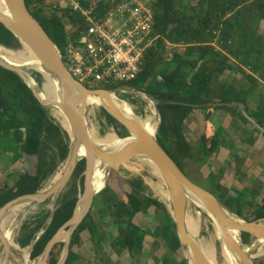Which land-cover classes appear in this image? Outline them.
I'll list each match as a JSON object with an SVG mask.
<instances>
[{
	"label": "trees",
	"instance_id": "obj_1",
	"mask_svg": "<svg viewBox=\"0 0 264 264\" xmlns=\"http://www.w3.org/2000/svg\"><path fill=\"white\" fill-rule=\"evenodd\" d=\"M26 4L63 53L67 45V32L62 17L43 16L46 0H26ZM154 10L156 24L153 35L160 36L161 39L148 51L144 72L127 85H110L100 89L114 90L126 86L150 94L160 101L176 102L177 104L159 105L162 121L157 138L181 170L195 178L190 173L191 164H196L202 170L214 159L220 148L225 131L215 123L218 113L226 111L231 114V128L242 143L246 142L247 128L264 138V135L245 119L239 107L231 106L237 103L244 104L250 116L264 127V93L260 91L264 85V76L260 75L264 62V0H159ZM167 42L178 47L168 51ZM0 45L10 50L23 49L20 40L2 23ZM170 66L173 68L169 69ZM230 72L241 74L243 80L224 81L223 77ZM33 76L42 87L43 76L40 73H34ZM258 93L259 101L254 99ZM130 98L128 94L122 96L123 100ZM214 104L220 105L205 108L206 105ZM197 109L208 111L207 127L205 133L194 144L188 140L184 129L191 113ZM103 112L108 124L115 128L120 138L130 136L123 125L105 110ZM148 119L152 123V116ZM118 126L121 129H118ZM0 142H6L8 147L14 149L15 164L25 157V160L37 161L33 172L19 167L10 173L9 178H5L9 181L15 176L17 182L14 185L7 181L0 183V208L21 196L41 191L44 184L67 160L71 144L69 133L56 123L27 84L17 74L2 67H0ZM256 142L255 137H249L246 143L254 147ZM246 161L247 159L235 155L236 171L240 177L238 189H241L233 204L229 202L230 190L221 184L224 176L222 168L218 174L211 173L203 181L206 184H203L206 186L204 188L233 214L245 221L253 222L264 218V204L255 210L254 204L251 203L246 212L243 210L247 196L253 189L243 186L246 185L243 181ZM86 167V160H82L67 186L68 190L58 199L50 226H47L50 212H43L32 223L26 222L23 225L18 239V244L22 248L30 247L40 232L45 230L31 253L32 260H38L48 242L74 216L79 197L84 192ZM113 173L116 177L113 176L115 178H112L108 187L99 196L102 200L100 203L102 217H109L117 230L115 240L111 243L112 249L120 255L127 252L134 262L148 264V261L142 260L146 241L151 232L136 224L135 219L140 214H146L150 219L156 220L164 214L172 220V215L166 204L148 194L149 189L144 180L136 178L123 181L117 172ZM108 178L107 168L101 164L97 165L96 190L104 188ZM96 213L97 210H92L75 232L66 264H79L81 256L74 249L80 244L83 233H89L95 245L101 244L98 238L100 225L103 223L101 217L95 218L93 214ZM29 214L30 211L27 215ZM237 219L242 222L240 218ZM193 230L198 236L196 224H193ZM163 232L172 233V239L168 242L169 249L174 253L182 251L176 224L165 227ZM242 238L244 244L252 243L253 237L250 234L243 233ZM63 250L64 244L55 246L49 264H58ZM180 264L188 263L183 259ZM254 264H264V257L254 260Z\"/></svg>",
	"mask_w": 264,
	"mask_h": 264
},
{
	"label": "water",
	"instance_id": "obj_2",
	"mask_svg": "<svg viewBox=\"0 0 264 264\" xmlns=\"http://www.w3.org/2000/svg\"><path fill=\"white\" fill-rule=\"evenodd\" d=\"M3 2L6 10L5 12H0V23L20 40L23 49L28 48L30 50L36 59L39 69L28 66H15L2 57H0V67L17 74L27 84L35 98L47 111L52 109V106L60 108L68 121L70 131L61 126L69 133L71 144L68 158L64 162L65 168L63 174L52 190L45 194L38 192L33 195L21 196L0 208V264H8L7 256L10 247L4 234L3 226L9 211L17 204L23 202L40 204L52 198L50 218L47 221V226H50L56 212V202L60 194L72 180L79 163L82 160H86L87 167L84 174V192L79 197V203L74 216L48 242L38 260H32L31 253L38 240L45 233V230L40 232L37 240L29 247L30 255L28 264H49L50 255L55 246L62 243L64 244V250L58 264H66L75 232L90 214L96 196L106 188L105 186L100 190H96L94 186V173L97 165L101 164L106 167L108 177H110L113 171L120 172L124 163L141 158L150 160L164 179L169 189L171 201L168 208L176 224L181 248L183 252H191L194 264L213 263L206 257L198 241L188 232L187 215L190 209V196H194L201 201L207 209V214L219 222L222 228V245L228 248L239 260L240 264H254L253 256L245 249L246 246L244 245L242 234L248 233L252 237L264 242V218L253 222H248L244 219L241 223L231 221L226 215V210L230 213L231 211L213 194L190 180L158 141L157 135L162 121L159 105L177 103L160 101L150 94L131 87L104 90L91 89L83 85L69 72L60 56L59 48L47 34L39 20L30 12L26 0H3ZM31 69L40 73L45 79L42 87L34 76L32 77L31 74L27 73ZM45 74H48L54 80L55 84H52V82L48 83L49 80ZM25 75H30V79L34 82V85L30 84ZM47 84H49V87H47L49 91L48 95L45 96L43 91ZM118 92L135 95L147 99L154 104L159 118L155 133L148 132L140 122L126 116L114 104L112 95ZM90 98L101 99L103 110L123 125L130 133V136L125 139L120 138L117 134L119 139L123 141L120 147L109 150L98 145L92 138L88 119L91 106L89 104ZM219 105H206L205 108L210 106L217 107ZM231 106L239 107L245 119L264 135V127L250 116L244 104L237 103L231 104ZM200 107L196 106V108ZM230 231L240 233L241 242H238ZM186 260L188 264H192L188 257H186Z\"/></svg>",
	"mask_w": 264,
	"mask_h": 264
},
{
	"label": "rangeland",
	"instance_id": "obj_3",
	"mask_svg": "<svg viewBox=\"0 0 264 264\" xmlns=\"http://www.w3.org/2000/svg\"><path fill=\"white\" fill-rule=\"evenodd\" d=\"M0 11L3 12V10H1V9H0ZM10 51L18 53V52H23L24 49L10 50ZM262 65L263 66L261 67L260 75L263 77L264 76V62ZM171 67L172 66H170L169 69H171ZM28 73L31 74L33 77L34 73H38V72L31 69V70H28ZM237 77L239 79H242V75H239L237 73L235 75H233L231 73H227L223 77V80L229 81V80H231V79L233 80ZM43 81L45 83L44 78H43ZM263 86L264 85H262L260 88V91L262 94L264 93ZM89 87H91V86H89ZM115 95L120 101H125V102L129 103L132 106L137 117L142 118V119H146V118L148 119L149 116L154 115L152 112V103L149 100L137 97L135 95H130L131 98L128 100H123L122 96H125V93H122V92H118ZM258 95H259V93L257 94V96L254 97V99L259 101L260 97ZM134 101H135V103H134ZM101 104H102V102H101ZM48 112H49L50 116L56 120V123L62 125L61 121L55 116L52 109H49ZM88 119H89L90 131L94 137L105 138L110 133H115L117 135L115 128L108 124L106 117L104 115L102 106L91 105L90 109H89ZM195 119L198 121V124L201 123V117H200V120L197 117ZM148 121L152 125V123L150 122L149 119H148ZM155 121L157 123H159V118H155ZM118 129H121V127L118 126ZM201 132H202L201 126L198 130L197 129L196 130L190 129L188 124L185 127L186 136L194 144H196L198 142V140L200 139ZM95 133H97V134H95ZM255 133H257V132H255ZM257 134H259V133H257ZM1 148H4V149H1ZM0 150L5 151V153L3 155L0 154V183L3 181H7L10 185H14L17 182V178L15 176H12L9 181L5 180V178L10 176L11 171L13 172V170H11L12 168H15V167L19 168L20 167V168H23L24 170H27L30 172L34 171V169L37 165V161L35 159L25 160V158H26L25 157L19 164H15L13 161L14 157L11 156L12 154H14V149H12L11 147H8V144L6 142H0ZM249 151H250V149H248L247 154L250 153ZM244 153H245V150H244ZM258 155H259V157L256 155V157L254 159L252 158L249 161L248 167H247V168L250 167V169L252 170L251 173H253V174H251V173L250 174H251V177H254V178L251 180V183H254V185H251V187L254 186L255 188H253L254 189L253 192H252L253 189L249 192L247 199H246V201H247L246 206L243 204L244 205L243 206L244 212H246L249 204H251V203L254 204L255 210H258L257 207L264 204V163L261 164V159H264L263 158L264 155H263V153H260ZM258 158H260V160H257ZM143 160H145V159L141 158V159L134 160L132 162L124 163L120 172H117V175L120 178H122L123 181L141 178L142 180H144L145 185L149 189L148 194H151L153 196V198H156L159 201H161L162 203L166 204V206L168 208L171 204L170 197L167 201H165L161 198L159 193L155 190L152 181L155 183L157 182V184H158L161 182V180L155 174H153L154 170H153L152 166ZM140 161H141V164H140ZM228 166L232 167L231 162H230V164H228ZM64 168H65V164L63 163L60 165L56 174L54 176H52L44 184L43 189L39 192L41 193L43 190L48 188L50 186L52 180H54V178L57 177L59 174L62 175ZM250 169H249V171H250ZM7 170H9V171H7ZM258 170H262V172H258ZM192 171H194L195 173L193 174ZM209 171H210V173L213 171L219 172V168L217 166H216V169L214 167L210 168L209 166H206L201 170V168H199L196 164L192 163L191 167H190V173L193 176H195V178H193L192 176H190L188 174L187 175H188L189 179L192 180L195 184H197L198 186L203 187V189L207 190L206 188H204V187H206L204 185L206 183L203 181L206 180V179H204V176H207V177L209 176ZM259 175H260V178H259ZM113 176L116 177V175L112 172L110 174V177L108 178L106 188L108 187V183L111 182L112 178H115ZM225 184L231 185L232 179H229ZM165 188L169 192L168 187L166 186ZM255 189L257 191H255ZM67 190H68V187H66L61 194L65 193ZM244 190L247 191V189H244ZM61 194H60V196H61ZM238 195H239V191L235 190V188H232L231 194L229 196V202H231V203L234 202ZM99 196H100V193L95 198V202L93 204L94 209L92 208V210L98 211V213L93 214L96 219H98L99 217H101V219H102L103 224L100 225L101 231H100V236L98 238L99 240H101L100 241L101 244H99V246L95 245L94 241L90 238L89 233H83L81 235L80 244L78 246H76L74 249L81 256L79 264H139L138 261L134 262V260L131 258V256L127 252L120 255L112 249L111 243L115 240V237L117 235V230H116V226L113 224V221L109 217H105V218L102 217L101 207H100V205H101L100 203L102 200L100 199ZM57 202H58V200H57ZM57 202H56V205H57ZM50 207H51V201L47 200L39 206V209L34 214H29V215H26V216L21 218V221H20V224L18 227L17 237H16L17 243H18V239H19L23 225L26 222L32 223L43 212H50ZM92 210H91V212H92ZM192 211L193 210L191 208L188 210L187 218H189V216L194 215ZM233 215H235L238 218H240L241 220H243L238 215H236V214H233ZM251 215L252 214H250L249 216L252 218ZM202 220L203 221L201 222V224H202L201 226L203 228V239H204V241H207L208 243L216 246L218 262H219V264H224V246L222 245V241H221L222 231H220L219 229H217L214 226L213 218H211L207 213L203 214ZM135 223L138 224L143 229L149 230L151 232V235L148 236L147 241H146V247H145V252H144L142 261H145V262L148 261V264H164V263L180 264L181 260H183V259L186 260V256H185L183 250L178 252V253H174L169 249L168 242L172 239V233L171 232H163L165 227H167V226L169 227L173 223H175L173 217L171 220V219L167 218L164 214H161L158 217V219L152 220L146 214H140L136 217ZM155 243H157V245H155ZM259 244H260V240L253 237L252 243L250 245H246V244H244V245L246 246L245 248H250L252 250L254 247H257ZM21 249L23 251H27L28 256L30 255V248L29 247L28 248H22L21 247ZM262 257H264V253L258 254V255L253 254L254 260H257V259L262 258ZM18 264H19V260H18ZM20 264H22V263H20Z\"/></svg>",
	"mask_w": 264,
	"mask_h": 264
},
{
	"label": "built area",
	"instance_id": "obj_4",
	"mask_svg": "<svg viewBox=\"0 0 264 264\" xmlns=\"http://www.w3.org/2000/svg\"><path fill=\"white\" fill-rule=\"evenodd\" d=\"M158 2L46 0L43 16L62 17L67 32L62 60L77 81L100 89L127 85L144 72L148 51L161 39L153 35ZM175 47L167 42L168 51Z\"/></svg>",
	"mask_w": 264,
	"mask_h": 264
},
{
	"label": "bare ground",
	"instance_id": "obj_5",
	"mask_svg": "<svg viewBox=\"0 0 264 264\" xmlns=\"http://www.w3.org/2000/svg\"><path fill=\"white\" fill-rule=\"evenodd\" d=\"M0 9L3 10V12H5V10H6L3 0H0ZM0 57L4 58L6 61H8L9 63H11L15 66H28V67H32L35 69H39L35 57L33 56V54L30 52V50L28 48H25L23 52L16 53V52H12V51L7 50L4 47L0 46ZM25 76L28 78V81L30 82V84L34 85V82L30 79V75H25ZM45 76L49 80L48 83L52 82V84H55L54 80H52L48 74H45ZM47 87H49V84H47L44 87L43 92H44L45 96L48 95V91H49L47 89ZM112 100H113L114 104L122 112L125 113L126 116L133 118V119H136L138 122H140V124H142V126L148 132H150V133L156 132L157 127H158V123L155 121V118H158V115L155 111V107L153 104H152V107H153L152 112L154 115L152 116V125H151L147 118L142 119V118L137 117L132 106L129 103H127L125 101H120L114 94L112 95ZM89 104L94 105V106H101V99L90 98ZM52 111L54 112L55 116L61 121L63 127L70 131L68 121H67L66 117L64 116V114L62 113V111L60 110V108L57 106H52ZM97 133H95V134H97ZM92 138L94 139V141H96V143L98 145L102 146L103 148L109 149V150L110 149H116L123 144V141L121 139H119V137L115 133H110L105 138H97V137H94L92 135ZM143 159H145L143 161H146L147 163H149V165L152 166V168L154 170L153 174H155L161 180V182L158 184H157V182L155 183L153 181H152V183H153L155 190L159 193L161 198L163 200L167 201L170 197V194L165 188L166 184H165V181L162 178L159 170L156 168V166L150 160H148L146 158H143ZM140 164H141V161H140ZM60 177H61V174H59L57 177H55L54 180H52L50 186L48 188H46L45 190H43L41 192V194H45V193L49 192L50 190H52V188L56 185V183L58 182ZM96 178H97V167H96L95 173H94V186H95V188H97ZM48 200L52 202L53 199L49 198ZM42 203H44V202H42ZM42 203L33 204L31 202H23V203L17 204L16 206H14L9 211L8 215L6 216L3 229H4V234L6 235V238L8 240L9 247H10L9 254L7 256L8 264H18V260H19V264L20 263H22V264H28L29 263V256L27 255V251H23L16 241L18 227H19L21 218L26 216L29 211H30V214H34L39 209V206ZM54 204H55V202H54ZM189 204H190V208L193 209L192 212L194 215L189 216V218H187L188 232L193 238H195L198 241V243L200 244V246H201L204 254L206 255V257H208V259L213 264H219L218 259H217L216 246L208 243L207 241H204V239H203V228L201 226L202 225L201 222L203 221L202 220L203 214L207 213V209L203 205V203L201 201H199L197 198H195L194 196H190ZM226 215L228 216V218L231 221L240 223V221L237 219V217L227 210H226ZM213 221H214V226L217 229H219L220 231H222V228H221L219 222L216 219H213ZM193 224H196V226H198V236H195V234H194ZM230 232H231L232 236L238 242H241L240 233L235 232V231H230ZM223 246H224V264H240L239 260L228 250V248L225 245H223ZM245 249L252 256H253V254L254 255L255 254L256 255L263 254L264 253V242L260 243L257 247H254L252 250L250 248H245ZM184 254L186 257L189 258L190 262L192 264H194V262L192 260L191 252L186 251V252H184Z\"/></svg>",
	"mask_w": 264,
	"mask_h": 264
},
{
	"label": "crops",
	"instance_id": "obj_6",
	"mask_svg": "<svg viewBox=\"0 0 264 264\" xmlns=\"http://www.w3.org/2000/svg\"><path fill=\"white\" fill-rule=\"evenodd\" d=\"M246 71L249 72L248 69ZM230 73L235 75L237 72H230ZM237 74H239V73H237ZM239 75H241V74H239ZM238 77L235 78L237 81L240 82L243 80V77H242V79H239ZM231 80H229V81H231ZM207 114H208V111H206V110H201V109L200 110L199 109L194 110L191 113L189 120L186 122L185 127L188 124L190 129H192V130L197 129L198 130L201 126L202 127L201 136H202L205 133L206 127H207V121H206ZM196 117L199 120L201 117V123L198 124V121L195 119ZM215 120H216L215 123L217 124V126L222 127L224 129L225 133L222 136V139L220 142V148H219L217 154L215 155L214 159L211 160V162L209 163L208 166L210 168L214 167L215 169L217 166L219 169L222 168L224 170V176L222 178L221 184L224 188L230 190V194H231L232 188H235V190H237V191H239L241 189V188L238 189V185H240L239 184L240 177H238V173L236 171L235 155L242 157V158H245V159H247V161H246V167L244 169L243 181H244V184H246V185H243V186L246 188H252V187L255 188L254 186L251 187V185H254V183H251V180L254 178V177H251V174H253V173H251L252 170L250 169V167L249 168H247V167H248L249 161L252 158L254 159L256 157V155L258 157H259L258 154H260V153H263V155H264V138H262V136L255 133L254 131H252L250 128H247L248 129V135L245 137V141L247 142L249 137H255L257 140L256 145L254 147H252V146L248 145L246 142H245L246 144L242 143L241 141L238 140V137H236V134L233 132V130L231 128L232 116L230 113H228L226 111L220 112L217 114V118ZM201 136H200V138H201ZM188 140H189V138H188ZM1 149H4V148H1ZM248 149H250L249 154H247ZM244 150H245L246 154L244 153ZM4 153H5L4 150H0V154L3 155ZM11 156L14 157V154H12ZM257 160H260V158H258ZM230 162H231L232 167L228 166V164H230ZM19 163L20 162H18L16 164H19ZM262 163H264V159H261V164ZM15 168H12L11 170H14ZM249 169H250V171H249ZM7 171H9V170H7ZM258 172H262V170H258ZM211 173L218 174V172H215V171H213ZM211 173L209 171V175ZM260 175H259V178H260ZM204 178L206 179L207 176H204ZM229 179H232V184L231 185L225 184ZM230 194H229V196H230Z\"/></svg>",
	"mask_w": 264,
	"mask_h": 264
}]
</instances>
